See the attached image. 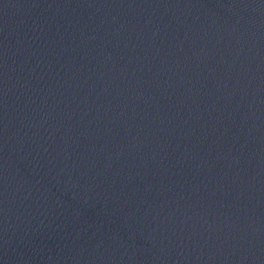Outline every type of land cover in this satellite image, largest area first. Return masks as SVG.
Returning <instances> with one entry per match:
<instances>
[{
	"label": "water",
	"instance_id": "1",
	"mask_svg": "<svg viewBox=\"0 0 264 264\" xmlns=\"http://www.w3.org/2000/svg\"><path fill=\"white\" fill-rule=\"evenodd\" d=\"M0 264H264V0H0Z\"/></svg>",
	"mask_w": 264,
	"mask_h": 264
}]
</instances>
